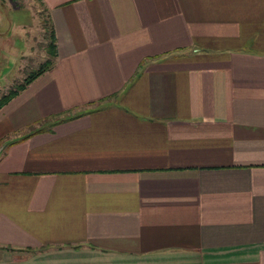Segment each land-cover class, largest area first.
<instances>
[{"label":"crops","instance_id":"obj_1","mask_svg":"<svg viewBox=\"0 0 264 264\" xmlns=\"http://www.w3.org/2000/svg\"><path fill=\"white\" fill-rule=\"evenodd\" d=\"M35 1L57 55L0 104V264H264V0Z\"/></svg>","mask_w":264,"mask_h":264},{"label":"rangeland","instance_id":"obj_2","mask_svg":"<svg viewBox=\"0 0 264 264\" xmlns=\"http://www.w3.org/2000/svg\"><path fill=\"white\" fill-rule=\"evenodd\" d=\"M1 4L0 95L23 82L24 75L49 55L48 15L40 4L35 0H1Z\"/></svg>","mask_w":264,"mask_h":264},{"label":"trees","instance_id":"obj_3","mask_svg":"<svg viewBox=\"0 0 264 264\" xmlns=\"http://www.w3.org/2000/svg\"><path fill=\"white\" fill-rule=\"evenodd\" d=\"M47 22H48V27H49V32H48L49 42H48V45H46L45 51H46V53L49 54L48 57L45 58L43 61L39 62V64L36 65V68L29 70L24 75L23 82L16 84L14 87H12V89L8 90L7 93L5 92L2 95H0V104H2L4 101L6 102L10 97H12V95L15 94L16 91L21 89L24 86V84L27 83L29 80L33 79V77L36 76L37 73H39L43 70H46L49 67V64L52 62L53 57L57 55V52H56V45L57 44H56V40L54 38V33H53L54 30H53V27L51 25V21H50L49 16H48ZM56 119L60 120V118L58 119L57 117H56ZM41 126L42 125H40V126L38 125V127H33V128L30 127L29 128L30 130L26 131V133L22 134V136H26V134L38 131Z\"/></svg>","mask_w":264,"mask_h":264}]
</instances>
